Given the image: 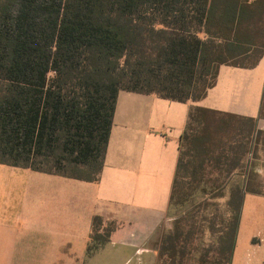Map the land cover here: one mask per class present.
I'll return each mask as SVG.
<instances>
[{
    "label": "trees",
    "instance_id": "1",
    "mask_svg": "<svg viewBox=\"0 0 264 264\" xmlns=\"http://www.w3.org/2000/svg\"><path fill=\"white\" fill-rule=\"evenodd\" d=\"M263 56L264 0H0V164L99 182L120 91L196 104L222 66L254 69ZM262 118L189 109L168 207L176 222L160 245L171 264L196 234L192 210L216 198L226 212L214 264L232 263L245 196H264L249 169ZM234 174L242 184L218 194ZM102 226L95 217L89 251L116 228Z\"/></svg>",
    "mask_w": 264,
    "mask_h": 264
},
{
    "label": "crops",
    "instance_id": "2",
    "mask_svg": "<svg viewBox=\"0 0 264 264\" xmlns=\"http://www.w3.org/2000/svg\"><path fill=\"white\" fill-rule=\"evenodd\" d=\"M219 104L208 95L185 105L120 91L99 182L0 164V264H97L99 251L109 247L117 249L111 258L121 257V264H145L147 256L157 264L159 248L153 245L159 244L158 233L169 219L171 196L170 191L164 206L163 184L169 180L173 185L189 109L199 106L250 118L261 112V104L256 113L223 111ZM258 128L264 131V118ZM248 196L264 199L246 194L243 209ZM95 217L103 220L99 233L104 234L108 223L116 228L99 249L89 251ZM242 217L231 264H264L262 226L237 257Z\"/></svg>",
    "mask_w": 264,
    "mask_h": 264
},
{
    "label": "rangeland",
    "instance_id": "3",
    "mask_svg": "<svg viewBox=\"0 0 264 264\" xmlns=\"http://www.w3.org/2000/svg\"><path fill=\"white\" fill-rule=\"evenodd\" d=\"M208 99H217L220 100V108L223 111L233 109L238 111H245L250 113H256L261 104V114L264 116V58L259 63V65L252 69L246 70L235 67H221L219 71V76L217 80V85L208 92ZM186 105V104H185ZM186 107V106H183ZM157 134L159 132H156ZM166 136H170V130L165 131ZM174 140V139H172ZM264 142V137L261 139ZM262 143V142H261ZM258 159L254 160L250 164V168L257 169L258 177H256L253 181V186L264 190V146L260 145L258 151ZM175 169H173L174 174ZM210 171V170H208ZM253 172H251L252 174ZM212 180L217 185L222 181L220 178H216L214 174L211 175ZM226 190H222L218 194H227L228 190L232 187L242 184V176L240 175H232L226 180ZM164 186V206L168 204L172 181L163 184ZM224 191V192H223ZM169 194V195H168ZM225 199L216 198L209 201V207H203L201 211L196 214V208L194 211V217L196 223V234L191 236L188 240V243L185 245V255L183 264H214V260L221 258L219 254L216 252V244L215 240L218 236V232L220 228H218V223H221L222 214L226 212L225 208ZM192 206L189 205L187 210ZM243 217L241 221L240 227V238L238 244V252L237 257L240 253H243L246 248L250 246L253 242L251 238L252 233L259 226L264 227V199L255 198L252 196H248L246 200V205L243 209ZM180 215V213H179ZM176 215L175 217H179ZM183 216V215H182ZM181 216V217H182ZM211 217H217V219H211ZM168 221L163 224V228H161L159 234V244H155L153 246H158V261L157 264H171L172 260H168L165 256L161 257L160 245L161 239L163 236L171 231H173V226L175 224V219L173 217H168ZM203 218H207L209 221L216 220L213 222L215 224V229L212 231L208 230V224L202 221ZM211 219V220H210ZM183 224L186 222H180L178 226L185 227ZM116 227L115 223H108L107 227ZM222 226L221 224L219 225ZM217 227V228H216ZM260 228V227H259ZM259 230V229H258ZM186 231V230H184ZM264 236V235H263ZM260 236L259 238H261ZM157 238V237H156ZM181 241L185 242V237H181ZM154 244V243H153ZM184 245V244H183ZM117 250V249H115ZM115 250H112L111 247L99 251L97 256V264H121V257L111 258V254L116 255ZM153 256V255H152ZM179 253H177V257ZM238 260V258H237ZM176 261H178L176 259ZM216 261V260H215ZM153 262V261H152ZM179 262V261H178ZM221 264H224L221 260ZM128 264H136V261L133 263L130 262ZM145 264H152L151 259L147 256L145 260Z\"/></svg>",
    "mask_w": 264,
    "mask_h": 264
}]
</instances>
